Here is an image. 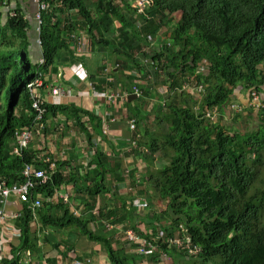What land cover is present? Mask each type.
I'll return each mask as SVG.
<instances>
[{
  "label": "trees",
  "instance_id": "trees-1",
  "mask_svg": "<svg viewBox=\"0 0 264 264\" xmlns=\"http://www.w3.org/2000/svg\"><path fill=\"white\" fill-rule=\"evenodd\" d=\"M46 1L51 3L52 10L44 13L41 35L47 60V65L42 67L44 73H48L52 64L62 61L65 53L71 62L80 61L71 49V42L79 30H86L93 43L113 51L117 71L138 69L145 75L159 76L161 71L168 75L167 92L172 93L168 98L155 93L153 86L138 84L141 97L128 101L136 102L130 106L138 125L151 115H141L137 102L143 107V100L152 93L159 99L153 107L155 122L158 127L165 125L166 129L159 137L146 129L148 141L143 146L151 154L162 153L160 159L165 164L160 168V175L150 176L149 180L167 201V208L162 213L140 214L133 195L108 187L111 173L117 186L124 180L122 164L119 158L110 164L111 156L97 146L87 162L51 158L56 165L55 173L48 183L38 185L32 196L35 199L38 193H44V206L36 214L28 204L22 206L19 218L14 221L19 243L11 246L10 257L0 259V264H26L22 257L28 252L44 258L39 247L40 236L33 238L36 225L45 233L49 228L70 231L101 245L107 253V264H141L144 258L135 251H126L130 247L118 243L115 229H101L108 224L126 223L141 238L155 239L159 253L150 257L154 260H159L162 253L175 260L177 256L186 260L181 251L163 243L159 237V231L165 233V238L172 237L182 226L192 244L200 248L199 254L188 257L186 263L264 264V129L242 136L240 131L228 130L206 116V112L221 111L239 83L258 92L264 86V0H147L148 9L144 13L136 12L128 0H61L59 6L56 5L59 0ZM3 8H7L5 12ZM58 12H74L80 18L62 21ZM178 14L181 17L172 50L162 48L153 56L161 71L148 69L146 73V68L135 60L136 52L152 47L151 39ZM116 25L117 36L110 39L109 33ZM32 27L19 8L11 9L10 1L0 0V179L7 184L23 181L22 171L28 164L49 169L33 145L20 156L12 153L16 133L32 126L38 113L28 88L39 63L32 55ZM205 62L207 71L203 73L199 67ZM184 75H189L188 83L192 82L191 76L193 81L204 85L198 111L195 99L180 91ZM47 109L46 122L57 115L64 116L67 122L72 119L77 129L87 134L89 146L94 145L91 132L105 138L104 120L93 112L63 103H48ZM261 121L264 122V110ZM43 131L47 136L48 122ZM133 138L141 141L138 130ZM139 149L138 146L135 155L145 160V154ZM69 184L74 186L75 206L66 217H61L60 212H65L71 204L62 198L54 203L51 198ZM108 193L117 199L113 206L107 204ZM95 209L97 216L91 224L85 213ZM75 210L80 211V216ZM45 241L50 242L48 235ZM51 245L65 259L77 246L69 239ZM62 245L66 247L64 251L60 250ZM84 257L78 254L77 260L91 262ZM52 258L48 261L55 263Z\"/></svg>",
  "mask_w": 264,
  "mask_h": 264
},
{
  "label": "crops",
  "instance_id": "crops-1",
  "mask_svg": "<svg viewBox=\"0 0 264 264\" xmlns=\"http://www.w3.org/2000/svg\"><path fill=\"white\" fill-rule=\"evenodd\" d=\"M5 1H10L11 9L15 8V6L16 8H19L21 10V15H23L25 19L30 20V22L32 23L33 27L30 32V35L34 37L32 55L36 58L38 62L40 58L44 56L43 47L40 46V44L38 43V34L36 30L37 23L35 20V16L38 11V3L35 0H4V2ZM6 9L3 8V12H5ZM57 16L62 21H66L68 18H75L76 16L78 19L79 17V15L74 14V12L67 14L58 12ZM3 21H5V14L3 15ZM139 23L142 24L141 20L139 21ZM117 28L118 25L114 26L112 32L109 33L110 39H113L115 36H117ZM163 29L158 32V35L156 37L157 44H160V38L162 37ZM71 49L74 50L76 56L80 57V61L71 62L70 58L68 57V54L65 53L63 54L62 61H60L59 63L52 64L50 70H48L47 73L48 89L44 90V94H48L47 100L49 103L76 104V106L89 110L95 115L100 116L102 120L103 118L105 120H110L115 117V122L111 123L108 133L104 135L105 138L99 137V135L95 132H91L92 141L94 145L92 147L88 145L90 149L87 157L89 158L90 154L92 156L95 153V148L97 146L101 151H103L104 153H108V155L111 156L110 164L113 163L115 159L119 158L121 164L123 163V166L125 163L124 157H126L124 150H128L130 152L131 148H136L138 144V141L134 140L133 138L136 131H131V129L129 128V123L131 120L129 121L128 119V116H132L131 106H135L136 102L134 104L133 102L129 103L128 101H136L138 97H141L142 90L138 87V84L142 85L140 79L141 75H135V78L131 80V78L126 77L132 75L133 71H135L134 69H126L122 73L120 71H117L114 68L116 61L115 59L117 58L116 56H114L113 51L107 47L100 48L98 44L93 43L86 30H79V32L75 34V38L73 39V42H71ZM144 50L145 48L142 51ZM135 58H137L136 62H139L136 54ZM129 80H131V82ZM133 82L134 86L132 85ZM116 86V90L119 91H115ZM54 87L60 89L61 95L52 97L49 94L50 89ZM136 88L141 90L140 95H137L135 93ZM111 92H114L117 95V97H115V101L112 104L111 101L107 99L108 93ZM131 94L136 95V97L130 99ZM123 95L125 96L123 97ZM260 97L262 102L264 103V86L261 88ZM252 102V88L246 86L245 84L239 83L237 87L234 88V92L230 101L224 104V107L221 111H215L217 113L215 120L221 126L226 127L228 130L230 129L232 131L233 129L234 132L240 131L242 136V132L245 130L253 129V132H257L258 127L253 125L254 127L251 128V126L254 123L253 120H255L253 119V116L260 113V110L253 106ZM233 106H241L243 107V111L236 112L233 109ZM103 108L105 109V111L103 110ZM240 114H242V116L239 118ZM63 117L62 115H57L56 117H53V119L59 121L63 120ZM49 121L50 119L48 120V122ZM70 123L72 122L70 121ZM88 127L91 130V127L89 125ZM84 135L86 136L88 143V136L86 133H84ZM10 145L12 147L13 142H11ZM33 146L36 150L40 151V149H38L36 145ZM69 147L70 150L78 148L75 143L70 144ZM41 155H43L44 157L55 159L50 154H48L47 156L41 152ZM75 157L77 159H80V161L84 162H87L88 160V158L86 160H81V157L79 155H76ZM60 191L68 192L69 199L71 193V199L69 203L72 206L74 204L72 199H74L75 196L74 186L72 184L62 186ZM109 195L111 197V194ZM57 201L58 200H54V203H57ZM2 209L7 214H11L17 211L19 212L20 216V209H22V206L13 203V201L6 200L2 205ZM137 212L140 213L138 210ZM17 219L8 220L3 225H1L2 223H0V259L9 258L11 246H16L19 243V233L18 231H16L14 226V221ZM66 239L67 238H49L50 242L48 243L45 241V238H41L42 241L39 247H41V249L43 250L42 255H44V258L42 259L41 256L34 255L33 253H31L33 254L32 258L34 264H45L46 262L47 264H66L65 260L71 259L70 256H73L72 254L75 255V261L79 262L77 260V249H75V251L69 252L70 256L68 255L66 259L61 253H57L56 250L53 249L51 244L60 243ZM117 239L119 241L118 243L124 244L125 246L128 245L130 247L126 251H133L134 247L124 242L123 238ZM86 245L89 247V244ZM65 248L66 247L62 245L60 250L64 251ZM88 249L84 250V252H82L80 255H84L88 258V260H90V258H92L95 254H87ZM103 250L105 251L104 248ZM100 256L105 257L106 264V251L105 255ZM51 258L55 260V263H53V261H48V259ZM178 258H180V256H177L176 260L173 257L176 262ZM22 259H24V262H26L27 264V258L22 257ZM148 264L150 263L148 262Z\"/></svg>",
  "mask_w": 264,
  "mask_h": 264
},
{
  "label": "rangeland",
  "instance_id": "rangeland-1",
  "mask_svg": "<svg viewBox=\"0 0 264 264\" xmlns=\"http://www.w3.org/2000/svg\"><path fill=\"white\" fill-rule=\"evenodd\" d=\"M128 1H130L131 3L133 0H128ZM128 14H131V12H129ZM180 17L181 16L179 14L175 15L171 23L163 29V34H162V37L160 38V44L159 43L157 44L156 37L155 38L153 37L151 39V43L153 44L152 47H146L144 51H140L136 53V56L138 57V60H139V62L138 61L137 62L146 68L144 70L145 72L148 71V69H151L152 72L161 71V69H158L157 64L153 61V56L155 55V52L157 53L158 48L162 49V48L168 47L169 50H172V40L174 39L176 35L177 22L180 20ZM136 59L137 58H135V60ZM206 64L207 63L205 62L204 64H201L199 67V70L203 71V73L207 71ZM134 70L135 71H133L132 75L133 76L138 75V74L141 75L140 77L141 84H146V85L148 84L150 86H153L155 88V93L157 92L158 94L162 95L163 98L165 99L168 98V96L172 94L171 92H167L168 84L170 83L169 82L170 80L168 79V75L166 74V72L161 71L159 72V76H157L155 74L145 75L144 72L139 71L138 69H134ZM187 76L189 75L183 76V78L185 77L184 81H183V78H181L182 87L180 88V91L181 90L185 91L186 93H188L195 99V103H196L195 109L198 111L197 104H199L201 97L203 95L204 85H202L201 89L198 90L199 87H193L195 83L194 81H192L191 83L187 82V79H188ZM126 78H130V77H126ZM190 79L192 80V77ZM129 81L131 82V80ZM116 88L117 86L115 87V91H119V90H116ZM155 93H152L151 96L148 98L145 97V99L143 100L144 101L143 107H142L141 102H137L138 106L140 107L138 111L139 113L141 112L140 113L141 115L143 113L146 115L149 114V116L151 115V117H149L148 119H143L137 125V130L140 132V135H141V141H138L137 147L139 146L140 147L139 150L145 154L144 155L145 160L135 155L136 154L135 150L137 149V147L131 148L130 152L128 150H124L125 156H126L124 157L125 163L122 166V172H123L122 176L125 177L124 180L121 181L120 184H118L117 186V182H114L115 180L114 174L111 173L107 181L108 187H112L113 191L117 190L118 188L120 193L133 195L135 197L134 203L136 201V204L138 206H140L139 204L142 203L143 205L140 206L141 208L138 211L140 212V214H143V215L148 214L153 211L162 213L167 208V201L160 197L159 189H156L155 184L149 180L150 176L160 175V171H161L160 168H162L165 164V162L160 159V156L162 155V153L157 152L155 154H151L150 151L147 149V147L143 146V143L148 141V137L145 135L146 129H150L149 134L154 133V137H159L162 131L166 129L165 125L158 127L155 122V115H154L153 107H154V104L159 100L156 98ZM46 96H48V94ZM141 107H142V111H141ZM103 110L105 111L104 108ZM263 110H260V113L253 116V119L255 120H253L254 123L252 124L251 128L254 126H257L258 130L262 127L264 129V126H263L264 122L261 121ZM133 118L134 117L132 116H128L129 121L133 120ZM134 120H136V118ZM70 121L72 123H70ZM65 126L68 127V129ZM242 133H243V136H247L248 133H251V134L253 133V129L245 130ZM46 134L47 136L45 135L44 131H42L41 134H36L35 140L33 142V145H36V147L40 149V151L44 155L48 156V154H50L52 157H54L57 160H64L67 158L77 159L75 157L76 155H79L81 157V160H86L88 158L87 156L89 154L90 147L88 146L87 138L83 132L77 129L72 119L67 122L65 117H63V120H59V121H56L55 119L51 118L50 121L48 122V133L46 132ZM73 143H75L78 146V148H74V150H70L69 146L70 144H73ZM132 174H134V176H132ZM134 180H135V184H134ZM114 183H116V186ZM106 197L108 198L107 204H109L110 206H113L117 199L113 197L112 194L110 197L109 193L106 194ZM70 199H71V193H70ZM147 199L149 200L147 201ZM149 203L150 204L153 203V205L151 206ZM74 206L75 204H73L72 206L67 205L65 212L64 211L60 212V216L66 217L67 214L71 212V209L72 210L74 209ZM97 212H98L97 209H95L93 212H86L85 213L86 216L85 215L84 216L85 218H89L90 223L92 224L97 216ZM76 213H77V216H80L79 210L76 211ZM105 227L111 229L112 226L108 224L106 226H102L101 229L104 230ZM113 227L118 228V230H116L117 238H125L123 236L124 231L129 228V223H126L123 225H117ZM144 229H146V227H144ZM34 230H35V233H33V238H35L36 235H39L40 238H45L46 235H48L49 238H64V239L67 238L71 242H74L77 245L76 249L78 250V254H81L82 252H84V250H87L88 248L89 249L87 251V254L88 253L95 254L92 258L89 257L91 264H105V257L100 256V255H105V251L103 250V248L99 244L89 241L88 239H86V237H82L78 235L75 236L72 234V232L70 234L69 233L70 231L69 232L59 231L58 229H53V228L46 229V233H45L44 231L40 230V225L34 226ZM98 230H100V228H98L97 231ZM86 244H89V247ZM72 255L73 256L69 255L71 259L65 260L66 264L89 263V262H84V261L77 262L75 261V255L74 254ZM25 258H27L26 260L28 262H31L32 260L30 259V256L25 257ZM87 259L88 258H85L84 260L87 261ZM186 260H183L182 258H178L176 262L173 259V257L165 256L164 254H162L159 260H154L150 258V261L148 262L150 264H189V263H186Z\"/></svg>",
  "mask_w": 264,
  "mask_h": 264
},
{
  "label": "built area",
  "instance_id": "built-area-1",
  "mask_svg": "<svg viewBox=\"0 0 264 264\" xmlns=\"http://www.w3.org/2000/svg\"><path fill=\"white\" fill-rule=\"evenodd\" d=\"M35 1L38 3V11L35 16V20L37 23L36 30L38 34V43L40 44V46H42L41 35L44 24V13L51 11L52 5L49 1L46 0H35ZM132 2H131L132 8L136 12L144 13L147 11L148 9L147 0H133ZM61 4L62 1H58L57 5L59 6ZM10 15L13 16V13H11ZM38 62L39 63H38V68L36 70V76L33 81L28 83V88H30L31 96L33 99V107L38 113H37V117L35 118L34 124L32 126L23 127V129L20 130L15 135V141H14L12 153L17 156H20V154H22L24 150H27L28 148H30V146L33 145L36 134H41V132L45 128V123L48 122V121L46 122V115L48 114L47 106L49 102L47 100V96L43 93L45 89H48L46 85L47 74L44 73V71L42 70V67L47 65V60L43 56L42 58H40ZM190 81H193V78L192 80L190 79ZM193 87H199L198 90H200L202 84L199 83L197 84L195 82ZM135 93L137 95H140L141 90L136 88ZM49 94L52 97H56L58 95H61V91L59 88L54 87L50 89ZM124 96L125 95H123V97ZM115 97H117V95L114 92H111L108 93L107 99L110 100L112 104L115 101ZM252 99H253L252 102L253 106H255L259 110L264 109V103L261 100L260 94L256 92L255 89L252 90ZM233 109L236 112L243 111V107L241 106L240 107L233 106ZM209 112H206V116L210 120H214L216 113L210 114ZM48 119H51V117H49ZM103 120H104L103 133L104 135H106L109 131L111 123L115 122V117L110 120H105L103 118ZM129 128L131 129V131H137V124L135 120L130 121ZM40 160L41 162L48 164L49 169L39 167L35 164H28L25 166V168L22 171V175L24 176L23 181L7 184L5 180L0 179V223L5 224L6 221L11 219L14 220L19 217V212L17 211L11 214L5 213V211L2 209V205L6 200L13 201V203L19 204V206L28 204V207H30V209H32V211L35 214L38 212L39 209H41L44 206V193H38L36 195V198L32 199L33 190L38 185H44L48 183L52 175L55 173L56 165L51 158L44 157L43 155H40ZM59 198H62L64 201H67V203L68 201H70L69 193L68 192L63 193L60 190L54 194L51 200L54 201V200H58ZM134 205L135 207H138L140 209L141 208L140 206H142L143 204L140 203L139 204L140 206H138L135 201ZM111 229L118 230V228H114L113 226L111 227ZM115 232L117 235V231ZM123 236L125 237L123 238V241H126L131 245H135L136 247L134 251L144 258L141 264H148V260H149L148 258L154 256L156 253H159L158 244L156 243L154 238H152L151 241L146 238H141L130 227L124 231ZM159 237H161L160 239H162L163 243H166L170 247H175L179 252L181 251L185 258L195 257L200 252V248L192 244L190 235L188 234L187 230L182 226L178 228V230L175 232L174 236L172 237L165 238V233L163 231H159ZM162 254L160 255V257L162 256ZM28 256H30V259H32L31 260L32 263L33 258L31 257L32 256L31 252L27 253L26 257ZM27 263L30 262L27 261ZM45 264H47V262Z\"/></svg>",
  "mask_w": 264,
  "mask_h": 264
},
{
  "label": "clouds",
  "instance_id": "clouds-1",
  "mask_svg": "<svg viewBox=\"0 0 264 264\" xmlns=\"http://www.w3.org/2000/svg\"><path fill=\"white\" fill-rule=\"evenodd\" d=\"M252 90H253V89H252ZM124 242H126V241H124ZM126 243H128V242H126ZM128 244H130V243H128ZM130 245H131V244H130ZM131 246L134 247L133 250H134L135 247H136L135 245H131ZM186 259H187V258H186Z\"/></svg>",
  "mask_w": 264,
  "mask_h": 264
},
{
  "label": "water",
  "instance_id": "water-1",
  "mask_svg": "<svg viewBox=\"0 0 264 264\" xmlns=\"http://www.w3.org/2000/svg\"><path fill=\"white\" fill-rule=\"evenodd\" d=\"M134 97H136V95H134V94H131V95H130V99H132V98H134Z\"/></svg>",
  "mask_w": 264,
  "mask_h": 264
},
{
  "label": "flooded vegetation",
  "instance_id": "flooded-vegetation-1",
  "mask_svg": "<svg viewBox=\"0 0 264 264\" xmlns=\"http://www.w3.org/2000/svg\"><path fill=\"white\" fill-rule=\"evenodd\" d=\"M256 92H258L256 89H255ZM260 94V92H258Z\"/></svg>",
  "mask_w": 264,
  "mask_h": 264
}]
</instances>
